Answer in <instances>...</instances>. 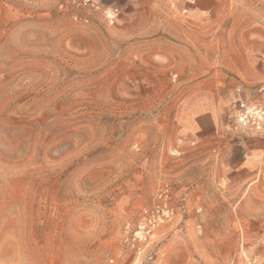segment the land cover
I'll return each mask as SVG.
<instances>
[{
    "label": "rangeland",
    "instance_id": "obj_1",
    "mask_svg": "<svg viewBox=\"0 0 264 264\" xmlns=\"http://www.w3.org/2000/svg\"><path fill=\"white\" fill-rule=\"evenodd\" d=\"M240 100L264 110V0H0V264H264Z\"/></svg>",
    "mask_w": 264,
    "mask_h": 264
},
{
    "label": "built area",
    "instance_id": "obj_2",
    "mask_svg": "<svg viewBox=\"0 0 264 264\" xmlns=\"http://www.w3.org/2000/svg\"><path fill=\"white\" fill-rule=\"evenodd\" d=\"M116 14V9H112L106 12L108 17H112ZM252 108L253 112L249 113L248 109ZM264 116V110L259 106H250L246 102L240 100L238 109L236 112V120L241 127L260 129L262 126ZM243 117V120L241 119ZM169 215V209L166 205L155 207L152 209H144L142 212L141 220L137 223L134 230V235L137 239L142 240L149 238L153 235V232L158 223L164 220Z\"/></svg>",
    "mask_w": 264,
    "mask_h": 264
},
{
    "label": "crops",
    "instance_id": "obj_3",
    "mask_svg": "<svg viewBox=\"0 0 264 264\" xmlns=\"http://www.w3.org/2000/svg\"><path fill=\"white\" fill-rule=\"evenodd\" d=\"M109 1L113 2L114 4H116V3H121V2H124V1L125 2L132 1V0H109ZM214 113L215 112L210 110V109H209V112L204 111L201 114H199V117H198L199 119L198 120H200V121L201 120H205V119L214 120L215 119V114ZM198 120L196 121V124H197V122H199Z\"/></svg>",
    "mask_w": 264,
    "mask_h": 264
},
{
    "label": "clouds",
    "instance_id": "obj_4",
    "mask_svg": "<svg viewBox=\"0 0 264 264\" xmlns=\"http://www.w3.org/2000/svg\"><path fill=\"white\" fill-rule=\"evenodd\" d=\"M248 111H249V113H251V112H253V109L249 108ZM241 119L243 120V117H241ZM261 119H264V116H262Z\"/></svg>",
    "mask_w": 264,
    "mask_h": 264
}]
</instances>
